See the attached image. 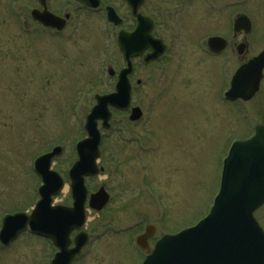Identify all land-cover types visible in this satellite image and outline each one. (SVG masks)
Returning <instances> with one entry per match:
<instances>
[{"label": "rangeland", "instance_id": "rangeland-1", "mask_svg": "<svg viewBox=\"0 0 264 264\" xmlns=\"http://www.w3.org/2000/svg\"><path fill=\"white\" fill-rule=\"evenodd\" d=\"M237 1L145 3L169 50L158 62L135 63L133 104L142 117L131 121L129 112H114L112 129L103 131L104 172L86 183L90 192L104 185L111 200L102 211H88L90 240L73 264H141L146 252L137 236L152 224L158 238L205 215L231 140L264 123V89L245 105L225 101L234 55L205 51L210 36H231L240 5H229ZM246 1L243 13L254 20L257 38L264 35V0ZM48 5L57 15L70 14L63 31L32 19L38 0H0V225L6 213L32 210L41 184L33 162L56 145L62 152L53 168L66 185L53 203L72 205L68 172L77 160L76 142L86 136L95 95L114 89L108 68L124 65L119 28L105 12L112 5L128 16L124 0H103L96 11L74 0ZM256 218L264 228V206ZM56 251L51 240L26 231L8 247L0 243V264H51Z\"/></svg>", "mask_w": 264, "mask_h": 264}, {"label": "water", "instance_id": "water-1", "mask_svg": "<svg viewBox=\"0 0 264 264\" xmlns=\"http://www.w3.org/2000/svg\"><path fill=\"white\" fill-rule=\"evenodd\" d=\"M89 8H97L100 0H77ZM144 0H139L138 6ZM44 7L32 12L34 19L45 26L62 30L66 27L69 14L59 17L48 10L47 0H40ZM134 6V13L137 15ZM109 18L116 23L120 19L110 8ZM139 26L132 34L121 32L119 44L126 58L128 68L121 71L116 91L111 94L97 95V104L87 117L86 130L89 137L77 144L79 160L70 170L74 204L72 207L53 205V196L64 186L61 175L54 171L52 159L61 152L57 147L52 153L37 160V170L44 184L39 191L41 199L31 215L25 212L8 215L3 222L0 240L9 244L28 227L34 233L51 238L59 247L53 264H70L71 260L87 243L89 237L81 232L75 239L76 246L70 248L71 233L86 223V199L88 190L85 177L96 175L102 169L98 167L100 158L101 131L99 120L104 128H110L112 112L109 106L127 109L131 104L132 85L128 75L132 71L131 56L141 54L143 48L152 46L154 52L146 57L154 60L164 53L166 46L151 34L153 22L148 17L139 16ZM144 42V43H143ZM264 60V53L257 62ZM264 65V64H263ZM234 88V87H233ZM250 97L251 93L248 94ZM228 97L236 98L235 89ZM142 116L139 107L133 109L132 120ZM110 199L105 187L91 196L92 208L101 210ZM264 204V126L245 141H237L224 163L222 184L219 195L209 215L196 226L175 235H164L148 255L143 264H264V231L254 217V212ZM155 233V227L149 226L147 233L138 238L141 247L146 248L148 239Z\"/></svg>", "mask_w": 264, "mask_h": 264}, {"label": "flooded vegetation", "instance_id": "flooded-vegetation-1", "mask_svg": "<svg viewBox=\"0 0 264 264\" xmlns=\"http://www.w3.org/2000/svg\"><path fill=\"white\" fill-rule=\"evenodd\" d=\"M124 2L126 3V6H127V11H128L127 15L128 16L122 17L123 23L121 25V29H125L127 31H133L137 26V18L132 15V8H131L128 0H124ZM245 2H247V1L245 0ZM245 2L243 4L242 1L239 0L237 2L231 3L229 6L236 5V4L240 5V7H238V10H235V11H236L237 15H241V14H244L246 11L242 7L245 5ZM144 5H145V3L139 9V11L143 14H145L143 11ZM247 16L252 21V27L248 30L247 29H239L237 31H233L231 36L229 34L227 36L226 35L223 36L228 41L227 47L224 49V51L222 50L221 52H214V51L210 50L208 41L206 43V45H207V48L205 50L206 55H209V56L219 55L220 56L222 54L224 55L225 52H227L229 54L233 53L234 60L236 62V66L233 70V76L236 75L243 67H245L249 63H251L253 61V59L256 58L258 55H260L261 52L264 50V35H262V34L257 35V38L254 36L257 27L255 26L254 20L251 18V16L250 15H247ZM157 25L158 24H155L153 34H154V36L159 37L156 33V28L158 27ZM258 38H260V41H261L260 45L256 44V39H258ZM135 60H136V62H137V60H141L143 62L144 58L141 56V57L136 58ZM258 73H261L262 76H261V79L258 83L259 87H258L257 91L255 92V94L249 100L237 99L236 100L237 102L246 104L252 100H255V99L261 97L260 96L261 91L264 89V69H262V71H261L260 68L253 66L252 68H247V69L242 70L240 72L241 79L239 80V86L241 89L253 88L255 86V82H256ZM261 124H264V123H261ZM75 261H76V259H75Z\"/></svg>", "mask_w": 264, "mask_h": 264}, {"label": "bare ground", "instance_id": "bare-ground-1", "mask_svg": "<svg viewBox=\"0 0 264 264\" xmlns=\"http://www.w3.org/2000/svg\"><path fill=\"white\" fill-rule=\"evenodd\" d=\"M66 189V188H65Z\"/></svg>", "mask_w": 264, "mask_h": 264}]
</instances>
